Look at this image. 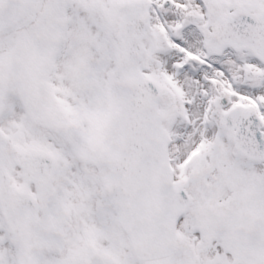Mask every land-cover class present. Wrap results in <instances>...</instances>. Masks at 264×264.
Masks as SVG:
<instances>
[{"label":"snow or ice","instance_id":"obj_1","mask_svg":"<svg viewBox=\"0 0 264 264\" xmlns=\"http://www.w3.org/2000/svg\"><path fill=\"white\" fill-rule=\"evenodd\" d=\"M0 264H264V0H0Z\"/></svg>","mask_w":264,"mask_h":264}]
</instances>
